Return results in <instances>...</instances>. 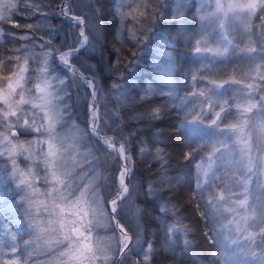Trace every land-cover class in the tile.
<instances>
[{"label": "snow or ice", "instance_id": "snow-or-ice-1", "mask_svg": "<svg viewBox=\"0 0 264 264\" xmlns=\"http://www.w3.org/2000/svg\"><path fill=\"white\" fill-rule=\"evenodd\" d=\"M53 7L60 11L50 13ZM97 12L94 9V15ZM205 12L213 13L214 21L205 22ZM196 13L202 31L193 51L202 55L208 66L189 77L190 86L183 95L167 78L166 88L154 89L149 84L141 92V99L154 91L175 97L171 106L181 117V129L189 133L182 159L190 162L195 172L194 180L182 181L169 175L168 145L153 141L149 149V141L138 132L124 134L120 110L124 101L131 99L127 89L133 87L125 82L124 74L133 62L121 69L117 49L118 79L111 85L109 99L115 100L111 109L99 103L108 93L95 73L89 76L76 67L73 57L95 50L99 21L92 23L78 14L71 0L58 4L0 0V24L9 25L0 26V174L15 183L16 208L22 212L27 237H21L22 248L17 243L0 245V264H152L155 249L152 241L143 240L142 244L143 225L149 208L155 211L157 203V215L164 221L162 246L173 260L179 248L183 254L180 264L191 255L194 240L190 237L200 233L201 224L204 239L221 249L212 253L210 264H216L217 255L224 264H264V200L257 197L250 202L249 188L254 177H264V59L257 61L253 56L240 78L234 75L216 81L208 71L217 57H227L229 46L233 51L240 49L233 40L241 31L248 40L241 50L264 56V0H206ZM114 14L121 25L116 39L123 47L129 40L140 44L141 37L147 39L144 31L137 35V23L145 16L151 21L157 7L152 0H117ZM16 15L27 22L14 19ZM37 15L43 17L42 23L33 19ZM57 15L76 27L72 43L68 44L66 36L60 48L53 40L57 30H49V16ZM213 33L220 37L216 43L224 45L222 51L207 43ZM162 55L166 68L158 72L167 77L172 72L171 55ZM57 61L65 69L62 75L55 67ZM80 84L90 90L83 127L74 120L76 105L71 102V89ZM226 84L239 86L234 89L235 97L224 99V93L218 91ZM177 104L181 107L176 108ZM167 107L155 106L132 119L152 124L162 118V109ZM234 115L235 120L229 123ZM206 120L215 133L205 157L191 139V126L204 125ZM130 136L140 140L139 153L148 157L144 163L154 159L160 170L142 186L132 182ZM231 177H236L235 184ZM180 184L188 185L197 209L183 219L178 199L181 192L174 187ZM258 186H264V181L258 179ZM141 197L142 205L136 202ZM197 214L199 219L194 222ZM126 216L135 223V231ZM9 234L16 241L17 237ZM224 239L235 246L231 252H226Z\"/></svg>", "mask_w": 264, "mask_h": 264}, {"label": "trees", "instance_id": "trees-1", "mask_svg": "<svg viewBox=\"0 0 264 264\" xmlns=\"http://www.w3.org/2000/svg\"><path fill=\"white\" fill-rule=\"evenodd\" d=\"M197 0H152V3L157 7V15L148 21L147 16L139 17L137 23V35L140 31H144L147 36L145 40L141 37V43L137 44L135 41L129 40L123 43L116 39V36L121 31L119 18L114 14L115 4L117 0H71L75 6V11L89 18L92 23L99 21L100 23V39L95 45V50L86 52L78 58L73 57L76 67L79 68L86 75L91 76L95 73V79L98 84L103 86L106 93V105L109 109L115 104L114 99H109L111 96V85L118 79L116 67L117 49H120L119 55L122 57V63L119 65L121 69L132 61L131 70L124 74L125 82L131 83L132 88L127 89L131 99L125 100L121 105L120 117L124 125V134L128 135L130 132H138L140 137L149 141L148 148H152L153 141H159L161 144L168 145L167 153L171 157L169 175L172 177H179L182 181L194 180L195 172L194 166L190 162H185L182 159L183 152L187 151V144L185 141L189 133L185 129H181V117L178 115L175 108L171 106L173 97L162 95H151L141 99V92L146 89L147 85H156L157 83V64L164 63L162 53H170L172 72L170 74L173 84L181 85L177 90L179 95H183L185 90L190 86L189 77L197 71L200 67V58L193 51L195 41L200 39L201 29L199 22L195 16V2ZM47 3L58 4L60 0H46ZM190 4V5H189ZM175 5V7H173ZM189 5V6H188ZM94 9L98 12L94 15ZM152 9L150 8L149 11ZM59 7H53L49 10L50 13H58ZM14 19L21 23L27 22L26 18L20 15L14 16ZM33 19L43 22V17L37 15ZM2 27H8L7 24H0ZM91 27V23L89 24ZM55 28L56 34L53 36L55 46L60 48L65 44V37H68V44L72 43V35L76 33L75 24L63 16H49V30ZM150 29L147 31V29ZM17 31V29H13ZM135 53V55H133ZM232 54H229L228 60L232 59ZM58 74H63L60 66L56 63ZM226 78V75L215 76L211 75V79L221 81ZM72 101V99H71ZM73 103V102H72ZM168 104L169 107L162 109V118L152 124L141 122L136 123L132 118L139 116L141 113L149 112L155 106H162ZM176 108L177 105L175 106ZM80 110V109H79ZM104 112V109H101ZM84 119L86 118V111L84 110ZM103 114V113H102ZM78 117V119H76ZM83 116L75 112L74 120L80 126H84L82 121ZM234 121V116L229 122ZM150 133H156L151 135ZM109 135L111 133L109 132ZM191 139L198 145V149L202 155H206L205 151L208 146L209 138L203 134L191 135ZM129 145L133 150L132 170L134 175L133 184L142 186L148 181L152 180L156 173L160 171L155 165L156 161L149 158V163H144L148 157L142 156L139 153L140 140L135 136L129 137ZM210 150V149H209ZM152 155L155 153L153 151ZM180 169V171H176ZM6 174H0V177H5ZM180 192L179 201L181 207V218L191 216L197 213L195 208L196 201L190 199L187 184L174 185ZM114 190V189H113ZM142 197L137 199V203L142 205ZM175 199L173 202H175ZM186 207V212L183 209ZM159 203H157L156 210L149 208L147 212L148 219L143 225L144 236L143 240L153 242L155 249V256L152 264H180L183 257L180 249L177 248L175 255L176 260L172 259L171 253H166L162 246L161 240L164 232L163 218L157 215ZM17 212V211H16ZM0 213L4 221L10 225V228L15 232L19 239V247L23 246L21 237L25 238L24 227L17 222H11L7 217V213L3 211V206L0 204ZM19 213V212H18ZM16 213V214H18ZM17 218V216H15ZM126 222L131 226L128 218ZM199 219L198 214L193 217ZM172 218L169 217V223ZM200 233H197L190 239L194 240V247L189 257L183 258L184 264H210L213 260V252L219 253L221 251L219 245L208 243L203 237V224L200 225ZM146 247V245H145ZM226 249V248H225ZM226 252H231L226 249ZM216 264H224V260L217 255L215 257Z\"/></svg>", "mask_w": 264, "mask_h": 264}, {"label": "rangeland", "instance_id": "rangeland-1", "mask_svg": "<svg viewBox=\"0 0 264 264\" xmlns=\"http://www.w3.org/2000/svg\"><path fill=\"white\" fill-rule=\"evenodd\" d=\"M205 3H206V0H197L195 2V16H196V18H197L196 8L199 7L201 4H205ZM203 19L205 22H212L215 19L214 14L211 12H205ZM197 21H198V19H197ZM237 22L242 23V20H240V18H237ZM199 27L201 29L200 23H199ZM201 31H202V29H201ZM256 31H258V29ZM206 39H207V43L209 44V46H211L214 50L217 48H219L221 51L223 50L224 45L216 43V41H218L220 39V37L217 34L213 33L212 35L208 36ZM247 43H248L247 34H245L244 32L241 31L238 35L235 36V39L233 40V45L239 44L240 49L233 51V47L229 46V52H228L227 57H223V56L217 57L214 66L209 67L208 71L211 73V75H215L218 77L221 75H226L225 79L230 78L234 75L236 76V78H240L239 73L241 72L242 69L244 71H247L248 64L250 63L251 58L253 56H255L257 61L264 59V56H257L255 53L250 54V53H246V52L242 51L241 49H243V47ZM229 54L233 55L232 59L230 61L228 60ZM197 57L200 58V60H201L199 68H203V67L208 66L206 63L203 62V56L202 55L197 54ZM163 61H164V63L161 62L160 64H157V77L156 78H157L158 84L152 85L153 88L154 89L166 88L167 84L165 83V80L167 78L168 80H170L171 85L174 86L175 88H177V90H179L181 85L173 84L170 74L167 77H165L164 75H161L158 72L159 70H163L166 68V61L165 60H163ZM57 64L60 66V70H62L64 73L65 69L62 66V64L59 61H57ZM69 79H71L70 73H69ZM78 83H79V81H78ZM238 88H239L238 85L226 84L223 89H219L218 91L224 93V97H223L224 99H231L232 97H235L237 95V92L234 91V89H238ZM88 91H90V90L86 89L82 84H80L79 87L73 86V88L71 89V97H72L71 102H73V104L76 105L77 115H78V113H80L83 116V118H81L83 122H85V120H86V118L84 119V113H85L84 112V110H85L84 105L86 102L90 103V101L87 99V92ZM151 95H161V94L159 92L154 91ZM106 98H107V96L101 98L99 103L101 105L106 104ZM177 107L179 108L181 106L179 104H177ZM101 109H104V108L101 107ZM101 109H100V111L102 114L103 112ZM235 118L236 117L234 115V120H235ZM229 123H231V122H229ZM209 124H210V122L206 120L204 125H199V126L193 125V126H191L193 128V132L191 133V135L203 134L205 137L209 138V140H210L212 135L215 133V129L212 127H209ZM207 155H208V153L205 155V157ZM238 175L239 174H237V176ZM105 176H107L106 173H105ZM235 179H236V177H231V183L235 184ZM258 179H259V181H264V177H259V178L254 177L253 178V182L249 186V188H250V202L254 201L257 197H260L262 200H264V186H258ZM14 189H15V183L10 178H8L7 175L5 177H0V204L3 206V211H5L7 213V217L8 216L11 217L10 218L11 222H13V221L17 222L19 225L23 226V224H22V212L20 210H17V208H16V201H17L18 197L15 196ZM16 213H18V214H16ZM15 216H17V218H15ZM126 218L129 219V222L131 223L130 227H132L133 231H135V223L129 217L126 216ZM23 231L25 232V229H23ZM9 233L16 236L15 232H13L11 230L10 225L4 221V218H3L2 214L0 213V245L10 246L12 243H17L19 245L20 242H19L18 236H16L17 237L16 241H13L11 239V235ZM24 239H27V237H25ZM223 244L225 245V248L227 250L232 251L235 248V246L232 245L231 242L228 241L227 239L223 240Z\"/></svg>", "mask_w": 264, "mask_h": 264}]
</instances>
